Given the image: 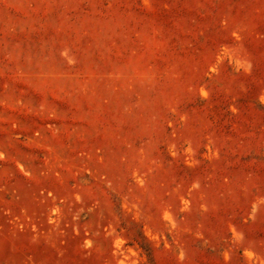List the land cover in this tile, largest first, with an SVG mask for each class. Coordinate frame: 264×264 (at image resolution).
Masks as SVG:
<instances>
[{
    "label": "rangeland",
    "instance_id": "374dc122",
    "mask_svg": "<svg viewBox=\"0 0 264 264\" xmlns=\"http://www.w3.org/2000/svg\"><path fill=\"white\" fill-rule=\"evenodd\" d=\"M0 264H264V0H0Z\"/></svg>",
    "mask_w": 264,
    "mask_h": 264
}]
</instances>
